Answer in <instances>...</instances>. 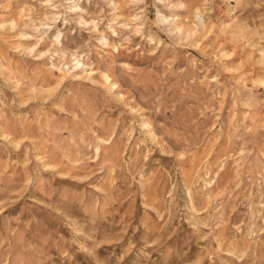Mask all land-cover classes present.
<instances>
[{"label":"rangeland","instance_id":"374dc122","mask_svg":"<svg viewBox=\"0 0 264 264\" xmlns=\"http://www.w3.org/2000/svg\"><path fill=\"white\" fill-rule=\"evenodd\" d=\"M0 264H264V0H0Z\"/></svg>","mask_w":264,"mask_h":264}]
</instances>
